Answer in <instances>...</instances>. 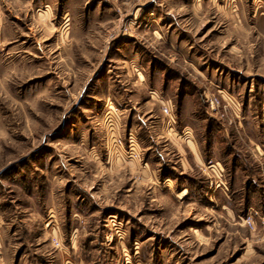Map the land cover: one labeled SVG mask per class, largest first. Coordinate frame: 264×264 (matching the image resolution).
<instances>
[{
    "label": "rangeland",
    "instance_id": "1",
    "mask_svg": "<svg viewBox=\"0 0 264 264\" xmlns=\"http://www.w3.org/2000/svg\"><path fill=\"white\" fill-rule=\"evenodd\" d=\"M0 264H264V0H0Z\"/></svg>",
    "mask_w": 264,
    "mask_h": 264
},
{
    "label": "built area",
    "instance_id": "2",
    "mask_svg": "<svg viewBox=\"0 0 264 264\" xmlns=\"http://www.w3.org/2000/svg\"><path fill=\"white\" fill-rule=\"evenodd\" d=\"M208 100H209L210 106L212 108H214L215 106H218L219 105V100H218L217 97L212 96ZM163 112L166 113V114H170L169 108L166 107V106H163Z\"/></svg>",
    "mask_w": 264,
    "mask_h": 264
},
{
    "label": "crops",
    "instance_id": "3",
    "mask_svg": "<svg viewBox=\"0 0 264 264\" xmlns=\"http://www.w3.org/2000/svg\"><path fill=\"white\" fill-rule=\"evenodd\" d=\"M200 157V156H199Z\"/></svg>",
    "mask_w": 264,
    "mask_h": 264
}]
</instances>
